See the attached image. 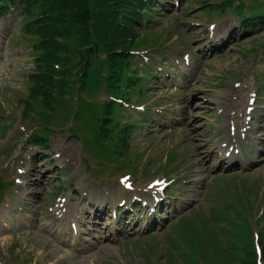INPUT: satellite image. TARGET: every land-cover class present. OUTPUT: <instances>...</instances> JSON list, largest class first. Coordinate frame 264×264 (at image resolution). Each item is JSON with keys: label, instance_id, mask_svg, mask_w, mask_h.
<instances>
[{"label": "rangeland", "instance_id": "374dc122", "mask_svg": "<svg viewBox=\"0 0 264 264\" xmlns=\"http://www.w3.org/2000/svg\"><path fill=\"white\" fill-rule=\"evenodd\" d=\"M203 1L163 0L145 26L152 30L136 38L140 56L152 54L165 73L151 82L157 90L150 98L146 89L132 97L130 104H146L145 111L114 105L115 116L121 113L127 119V108L132 118L148 124H140L129 148L121 146L123 154L109 161L103 152L96 157L97 147L89 141L64 130L54 132L48 148L23 149L29 125L36 122L21 118L18 99L28 92L34 55L24 37L25 19L14 13L0 19V183L21 181L0 198V264H169V247L177 264H258L264 252V25L236 31L231 9L212 12ZM244 1L248 6L256 3ZM219 24L215 37L210 25L218 29ZM158 37L163 41L154 48ZM147 72L151 76L153 69ZM67 96L95 103L108 98L105 90L90 87H71ZM238 144L249 152L238 155L242 166L228 168V159L220 163ZM179 169L184 175L178 186L176 182L167 188L163 217L135 215L122 233L119 215L114 218L108 210L131 193L120 188L117 177L127 181L131 173L146 198L148 182L163 190L161 183L175 178ZM101 172L103 177L92 178ZM224 196L240 225L229 245V231L201 223L204 213L222 206L218 199ZM202 207L209 209L195 214ZM103 211V218L96 217ZM187 216L194 231L178 238L184 230L178 219ZM95 221L100 224L95 226ZM73 222L82 229L78 235L70 232ZM248 233L255 234L254 240Z\"/></svg>", "mask_w": 264, "mask_h": 264}, {"label": "trees", "instance_id": "16d2710c", "mask_svg": "<svg viewBox=\"0 0 264 264\" xmlns=\"http://www.w3.org/2000/svg\"><path fill=\"white\" fill-rule=\"evenodd\" d=\"M154 1L0 0V16L12 7H21L20 13L27 19L25 30L31 36L35 68L29 76V96L20 99L25 113L38 106L41 110L36 119H44L48 125L54 122V114L47 110L54 111L64 91L74 83L75 88L78 84L83 90L102 89L113 96L134 87L138 62L131 51L140 48L135 43L140 36L138 27L147 21ZM204 6L214 8L206 2ZM258 19L262 21L264 14ZM92 101L88 112L78 114L80 121L69 130L80 132L91 146L112 153L115 145L127 143L126 136L120 139L116 133L114 100ZM224 264L229 263L226 260Z\"/></svg>", "mask_w": 264, "mask_h": 264}, {"label": "bare ground", "instance_id": "6f19581e", "mask_svg": "<svg viewBox=\"0 0 264 264\" xmlns=\"http://www.w3.org/2000/svg\"><path fill=\"white\" fill-rule=\"evenodd\" d=\"M214 154L212 153L208 158H211ZM223 162V159L221 160V163ZM205 166V165H204Z\"/></svg>", "mask_w": 264, "mask_h": 264}]
</instances>
